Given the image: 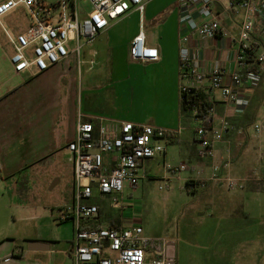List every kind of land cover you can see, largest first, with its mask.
Listing matches in <instances>:
<instances>
[{
    "label": "crops",
    "instance_id": "0c3cea01",
    "mask_svg": "<svg viewBox=\"0 0 264 264\" xmlns=\"http://www.w3.org/2000/svg\"><path fill=\"white\" fill-rule=\"evenodd\" d=\"M3 1L0 0V3ZM227 5V0H212L213 10L219 15L222 27L236 34L242 16L229 11ZM189 12L197 18L193 8H189ZM183 14L180 0H146L143 14L132 7L125 15L110 21L108 28L92 45L83 47L84 64L80 70L75 56L71 55L46 71L38 72L32 67L22 73L14 71L11 62L13 47L4 28L14 35L25 32V26L20 22L29 19L28 12L25 7L18 5L2 16L0 172L5 179L24 172L27 175L20 177L27 185L29 172L35 167L53 166L55 171L48 181V188H68L70 194L65 203L51 205L58 211L59 207L73 200V166L67 145L75 138L80 114L85 120L92 119L95 122L98 118H105L167 129L173 133L172 136L159 142L163 140L161 144L172 146L165 147V152L156 156L165 158L170 149L174 151L179 148L181 159L175 162V166L187 163L191 169L186 171H195L196 174L198 170L203 171L188 179L187 191L194 195L189 211L193 215L202 214L203 218L211 213L215 219V230L221 238L218 242L230 239L226 240L224 247H221L223 242L219 244L214 264H224L226 258L232 260L237 252L245 254L242 258L246 260L248 253L253 251L254 230L244 216L250 214L248 207L254 199L253 194L262 190L255 179L259 178L260 170L264 172V79L247 78L235 86L240 96L248 101L246 106L225 104L220 92L212 89L208 75L213 66L221 65L226 70L224 82L229 85L231 74L236 69L234 57L237 46L229 37L218 35L200 38L192 34L181 21ZM141 24L144 25L147 44L159 51L160 58L157 61L140 62L130 57V42L139 32ZM186 34L190 35L189 46L193 57L206 74L196 92L205 95L211 103L213 125L218 126L224 119L230 124L224 140L214 144V156L207 159L197 156L195 132L189 143L183 139L184 132L193 122L190 114L183 111L179 94V42L181 36ZM254 38L264 48V38L259 29H256ZM94 53L95 65L90 67L89 60ZM84 65L87 66L85 76ZM83 77L86 78L85 88L79 85L80 81L83 84ZM83 90L87 101L85 109L79 99ZM255 124H261V132H256ZM183 143L187 145L183 146ZM151 159L146 160L142 168ZM227 160L230 166L221 173L244 181V187L236 191L227 190L217 180H208L212 165ZM203 179H206L204 187L190 189L192 183ZM97 203V225H137L128 218L130 215H127L126 209H121L116 216L110 213L108 219L104 220L102 211L105 208L101 202ZM58 216L59 211L54 216L57 223H71L67 230L54 234L38 231L34 237L26 239V247L7 244L0 251V264H73L71 250L74 223L61 222ZM206 226L202 229L208 231ZM207 236L212 237L213 233ZM30 241L48 243L49 248L44 251L29 250ZM208 242L206 240L203 244L207 247L205 251L211 253L212 248L206 246L210 245ZM170 252L179 264L181 252L173 242Z\"/></svg>",
    "mask_w": 264,
    "mask_h": 264
},
{
    "label": "built area",
    "instance_id": "2783aa9c",
    "mask_svg": "<svg viewBox=\"0 0 264 264\" xmlns=\"http://www.w3.org/2000/svg\"><path fill=\"white\" fill-rule=\"evenodd\" d=\"M228 10L242 16L240 29L231 34L223 28L219 15L213 10L212 0H180L184 9L181 21L189 32L200 38H230L236 44L234 57L236 69L231 74V83L225 84L226 70L221 65L212 67L208 78L213 90L220 92L221 100L227 105L246 106L248 101L240 96L235 86L244 79H264V48L254 38L259 29L264 38V0H227ZM82 3H88L86 10ZM146 0H4L0 3V24L2 16L18 5L28 10V30L16 35L5 30L13 47L11 62L14 71L25 72L32 67L38 72L75 56L80 70L84 64L83 47L92 45L98 36L108 28L110 21L125 15L132 7L144 13ZM189 8L196 11L197 18ZM190 33V34H191ZM190 35H183L179 42L180 78L179 94H195L206 74L193 57L189 46ZM132 60L153 62L160 58L156 47L146 42L144 25L132 38L129 46ZM95 53L89 60L95 65ZM209 102V101H208ZM212 106L205 111L192 110V121L197 123L195 142L197 156L207 159L214 156V144L224 140L230 124L224 119L218 126L212 122ZM257 133L261 124H255ZM172 132L151 125L129 121H113L98 118L95 121L78 117L75 138L67 145L69 160L73 166V200L59 207L58 219L74 223V238L71 258L73 264H168L172 242L167 237H153L144 233L142 225L128 227L99 226V205L96 198L106 200L112 208L124 209V192H135L139 186L140 169L144 162L165 152L159 140L168 139ZM230 162L212 165L208 180L221 182L229 191L244 187V181L221 172ZM174 173L191 169L181 163L168 168ZM198 170L197 174H202ZM221 174V175H220ZM191 184V190L204 187V181ZM264 191V172L257 179Z\"/></svg>",
    "mask_w": 264,
    "mask_h": 264
},
{
    "label": "rangeland",
    "instance_id": "374dc122",
    "mask_svg": "<svg viewBox=\"0 0 264 264\" xmlns=\"http://www.w3.org/2000/svg\"><path fill=\"white\" fill-rule=\"evenodd\" d=\"M57 1L49 0L51 3ZM82 6L90 10L88 3H82ZM20 24L28 30L30 20L25 19ZM85 69H87L86 65L83 66V76H85ZM79 85L85 88V77H83V84L80 81ZM79 99L85 109L87 101L84 90ZM197 125L191 122V126L184 132L183 139L188 143ZM186 145L187 143H183V146ZM171 146L172 144L165 145L167 148ZM180 159L178 148L174 151L170 149L169 155L165 158L158 155L146 163L140 169L138 189L135 192L126 189L124 192L126 197L124 210H127L126 213L130 215L128 217L131 218L130 220L143 226L145 234L170 239L181 252L179 264H214L216 251L220 249L219 244L223 242L221 247H224L226 240L230 239L218 242L221 238L217 235L218 232L214 227L215 219L211 213L206 214L204 218L202 214L190 213L189 208L193 203L194 195L187 191V183L189 177L197 174L195 171L194 173L192 171L174 173L168 169V165L174 167L175 162ZM68 166L70 167V164ZM52 167H35L29 172L27 185L22 182L23 177H20L27 175L24 172L21 173L22 175L16 174L7 179L0 172V251L7 244L26 247V239L34 237L38 231L54 234L65 231L71 226V223L59 224L54 219L58 211L51 205L65 203L70 194L68 188H48V181L55 171ZM261 174L262 170H260ZM16 180L20 183L18 184ZM25 185L26 188H24ZM257 192L253 194L254 199L249 203L250 214L244 216L252 224L254 230L253 251L248 253L246 260L242 258L245 254L237 252L232 260L226 258L224 264H264V191L257 190ZM96 201L101 202L105 208L102 211L104 220L108 219L110 213L116 216L121 211V209L112 208L104 199L97 198ZM51 208H53V214ZM204 226L208 231L202 229ZM212 233L213 236L208 238L207 235ZM206 240L210 244L206 246L212 248L211 253L205 251L207 247L203 243Z\"/></svg>",
    "mask_w": 264,
    "mask_h": 264
},
{
    "label": "trees",
    "instance_id": "16d2710c",
    "mask_svg": "<svg viewBox=\"0 0 264 264\" xmlns=\"http://www.w3.org/2000/svg\"><path fill=\"white\" fill-rule=\"evenodd\" d=\"M210 106H211V103L208 102L207 97L198 92H195V94L193 95H184L182 99L183 111L189 113L190 116L192 115V110L194 107H197L198 111L202 112V111H205ZM86 120L93 121L92 119H86Z\"/></svg>",
    "mask_w": 264,
    "mask_h": 264
},
{
    "label": "water",
    "instance_id": "95a60500",
    "mask_svg": "<svg viewBox=\"0 0 264 264\" xmlns=\"http://www.w3.org/2000/svg\"><path fill=\"white\" fill-rule=\"evenodd\" d=\"M28 248L29 250H32V251H37V250L44 251V250H48L49 244L45 242L30 241L28 243ZM168 264H173L172 257H170Z\"/></svg>",
    "mask_w": 264,
    "mask_h": 264
},
{
    "label": "flooded vegetation",
    "instance_id": "af4514ba",
    "mask_svg": "<svg viewBox=\"0 0 264 264\" xmlns=\"http://www.w3.org/2000/svg\"><path fill=\"white\" fill-rule=\"evenodd\" d=\"M169 254H170V257H172V262H173V264H177V261H176L175 256H172V255H171V252H170Z\"/></svg>",
    "mask_w": 264,
    "mask_h": 264
}]
</instances>
